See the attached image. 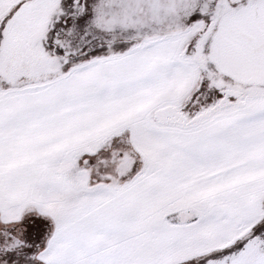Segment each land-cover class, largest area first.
<instances>
[{
    "label": "snow or ice",
    "instance_id": "obj_1",
    "mask_svg": "<svg viewBox=\"0 0 264 264\" xmlns=\"http://www.w3.org/2000/svg\"><path fill=\"white\" fill-rule=\"evenodd\" d=\"M0 264H264V0H0Z\"/></svg>",
    "mask_w": 264,
    "mask_h": 264
}]
</instances>
